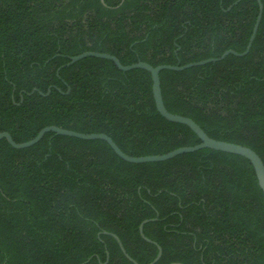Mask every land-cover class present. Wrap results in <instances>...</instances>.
Wrapping results in <instances>:
<instances>
[{
  "label": "trees",
  "instance_id": "trees-1",
  "mask_svg": "<svg viewBox=\"0 0 264 264\" xmlns=\"http://www.w3.org/2000/svg\"><path fill=\"white\" fill-rule=\"evenodd\" d=\"M247 54L159 72L163 104L264 165V0ZM257 0H0V132L103 133L130 156L200 141L155 108L150 74L246 49ZM264 264V196L250 162L208 148L129 163L100 139H0V264Z\"/></svg>",
  "mask_w": 264,
  "mask_h": 264
},
{
  "label": "water",
  "instance_id": "water-1",
  "mask_svg": "<svg viewBox=\"0 0 264 264\" xmlns=\"http://www.w3.org/2000/svg\"><path fill=\"white\" fill-rule=\"evenodd\" d=\"M101 1L103 2V0H101ZM257 2H258L257 18H256V21L254 23V26H253L250 38L248 40V44L246 46V49L241 53L235 52L234 50H226L221 56H219L217 58H208V59L197 61V62H190V63L184 64L181 66L164 65V64L163 65H157V66H151L150 64H148L146 62H142V61H138V62L130 64V65H122L119 62V60L111 54L99 53V52H94V51H85V52H82L78 55L68 57L69 61L67 64H65V65L72 64V63H74V62H76V61H78L84 57H97V58H103V59L110 60L121 71H128V70L135 69V68H140V69L146 70L150 74L151 81H152L151 90H152V96H153L156 111L163 118H165L167 121L175 122V123H179V124H183V125L187 126L198 137V139L200 141L198 144H195L193 146L179 147V148H176V149L171 150L169 152H166L164 154L147 155V156H130V155H127L124 152H122L117 147V145L113 142V140L109 136H107L106 134H103V133H80V132H75L72 130L60 128L57 126L44 127L32 139L25 141V142H20V143L15 142L7 132H0V139H5L10 146H12L13 148H16V149L26 148V147L33 145L34 143L39 141L41 139V137L46 132H53L56 135H64V136L75 137V138L84 139V140L100 139V140H103L104 142H106L108 144V146L111 148V150L120 159H122L126 162H129V163H135V164L136 163L165 161V160L171 159V158H173L179 154L190 153V152H194V151H197L200 149L208 148V149H211L214 151H220V152H225V153H229V154L239 155V156H242L245 159H247L250 162V164L254 170V174L256 176L258 186L261 189L262 194L264 196V165H263L261 158L252 149H250L246 146H243L240 144H235V143H230V142H226V141L216 140V139L209 137L197 123H195L192 119H190L186 116H182V115H178V114H172V113L168 112L166 110L164 104H163L161 89H160V80H159V72L163 69H168V70H173V71H181V70H184V69L189 68V67L200 66V65H204V64L210 63V62L220 61L226 55H229V54H232V55L237 56V57H241V56H244L245 54H247V52L249 51L251 44L254 40V37H255V34H256V31L258 28V24H259V21L261 18V13H262V5H261L259 0H257ZM153 220H155V219L142 221L139 225V228H138L141 238L143 240H145L146 242L155 244L157 247V255L155 256V258L151 262H149L147 264H154L161 256V248L155 242L151 241L150 239H148L143 234V225L145 223H147L148 221H153ZM111 235L116 240L120 250L125 255V257L129 261H131L133 264H138L135 260H133L126 253V251L124 250V248H123L120 240L118 239V237L114 234H111ZM170 264H182V263L172 262Z\"/></svg>",
  "mask_w": 264,
  "mask_h": 264
}]
</instances>
